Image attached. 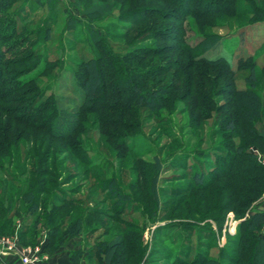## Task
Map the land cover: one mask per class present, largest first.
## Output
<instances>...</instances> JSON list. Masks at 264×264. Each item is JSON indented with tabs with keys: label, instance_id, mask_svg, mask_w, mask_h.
Wrapping results in <instances>:
<instances>
[{
	"label": "trees",
	"instance_id": "16d2710c",
	"mask_svg": "<svg viewBox=\"0 0 264 264\" xmlns=\"http://www.w3.org/2000/svg\"><path fill=\"white\" fill-rule=\"evenodd\" d=\"M17 1L0 0V13H8ZM133 3L132 0H122L121 4L114 0H92L81 11V15L89 22L92 18H109L113 11L118 10L116 19L130 23L133 27L153 20L164 23L176 21L175 37L168 35L166 30L170 27L162 29L160 33L158 30L143 32L146 40L156 41L160 38L157 35L163 34L160 41L177 42L180 53L175 63L151 64L152 59L173 53L175 46L139 48L127 54L113 55L107 46L100 45L97 54L87 59L80 58L76 70H71L65 77L66 82L60 83L59 89L67 93L66 96H50L44 100H41L40 91L34 87L35 90L31 92L33 96L26 100L24 98V91L29 93L31 88L23 90V87L34 78L28 83L22 81L13 84V78L7 81L6 66L19 61L24 64L32 57L28 53L17 61L15 54L8 56L14 49V53L22 49L27 51V46L21 47V40L14 39L17 34L11 23L1 25L0 21V170L7 161L8 167L17 170L23 178L19 180L15 175L7 174L6 183L12 186H3L0 194V235L11 232V220L17 214V202L24 215V226L18 235L19 244L30 243L32 239H25V235L28 229L33 231L40 223L46 234L45 250L49 255L66 240L80 234L90 237L99 228L103 229L102 235H106L110 232L107 222L112 221L116 224V230L110 239L99 241L96 237L97 242L71 252L70 261L75 263L83 256L87 264H141L144 252L140 240L142 228L133 223L129 212L124 213L123 210L128 205H138L145 217L160 213L163 204L154 188L159 163L156 160L148 164L139 163L136 155L128 158L129 170L135 174L127 186L128 194L120 191L116 177H104L97 185L112 201L110 208L103 210L96 205H82L73 200L68 189L64 190L63 186L75 177L78 164L84 165V174L95 173L103 169L105 159L93 164L87 156L79 137L84 133L80 125L90 123L97 127L107 151L122 160L132 150L127 139L137 138L142 129L139 109H147L153 114L163 111L168 116L178 114L186 117V125L195 127L207 119L204 113L213 103L212 99L224 96L232 99L229 106L234 112L222 120L223 130L227 135L253 140L252 146L264 156V120L261 117L256 122L258 116H262L257 94L252 92L253 89L249 90L250 93L228 92L226 88L219 90L218 86L224 87L227 83L224 82L225 78L232 74L227 61L221 57L208 59L202 53L194 54L193 49L181 40L184 18L191 17L200 31L212 29L217 25L214 19L209 21L213 14L232 16L230 0H151L146 6H134ZM166 5H170V8ZM94 30L98 38L106 35V30L97 27ZM221 39L218 35L204 34L197 44L198 49L203 53L213 51ZM165 79L168 83L161 86ZM246 82L250 88L256 82L251 65ZM179 105H183V108L178 111ZM87 116L91 117L88 123ZM238 125L240 129L237 130ZM124 131L126 135L121 136L120 133ZM21 138L25 142V150L20 161L17 144ZM245 146L222 142L210 151L199 152L206 163L213 160L214 166L210 168L206 165L203 167L204 172L195 171L191 166L189 182L177 186L169 195L172 198L180 197L175 203L176 207L169 211L170 216L187 203L185 208L182 207L181 216L194 223L191 227L189 225L187 233L201 229L195 224L199 221L191 219L192 216L200 219L202 214L206 215L210 211L232 209L237 219H241L243 215H239L264 195V165L257 162L255 155L248 152ZM67 162L70 166L65 168ZM142 183L147 185V189ZM32 218L34 221H31ZM181 225L184 228L188 224L177 223L175 227ZM263 226L264 210L253 212L239 221L234 234L218 249L217 259L209 258L199 241L194 250L183 244L176 246L177 242H174L172 246L178 248L172 254L167 252L162 243H154L153 251L164 255L171 262L176 261L174 264H264Z\"/></svg>",
	"mask_w": 264,
	"mask_h": 264
},
{
	"label": "rangeland",
	"instance_id": "374dc122",
	"mask_svg": "<svg viewBox=\"0 0 264 264\" xmlns=\"http://www.w3.org/2000/svg\"><path fill=\"white\" fill-rule=\"evenodd\" d=\"M114 1L119 4L122 2V0ZM132 1L135 3L134 6L139 4L146 6L151 0H139V3L136 0ZM91 2L92 0H25L24 2L19 0L11 6L8 13H0L1 25L11 23L15 28V34H17L14 39L21 40H19L21 47L27 46L25 48L27 51L22 49L19 50V53H14L16 50L14 49L8 56H14L15 54L17 61L20 58H25L24 56L28 53L32 57L29 62L24 64H20L21 61H19L15 65L6 66L7 81L13 78L15 80L13 84H18L22 81L28 83L30 82L29 80L34 78L31 83L23 87V90L31 88L29 93L24 91L25 100L33 96L31 92L35 90L34 88L40 91L41 100L50 96H66L67 93H64L61 88L59 89L60 83L66 82L71 70H76V64L80 58L87 59L97 54V49L100 45L103 47L107 46L113 55L127 54L139 48L175 46L176 50L173 53L152 59L151 64L172 65L175 63L178 53H180L177 42L160 41L163 34H158L157 37L159 38L160 36V38L156 41L146 40L143 32L158 30L157 32L160 33L163 32L161 31L162 29L170 27L166 31L170 37H175L177 30L175 27L178 26L176 21L164 23L153 20L138 27H133L130 23L119 22L116 19L118 10H115L109 18H92V20L86 22L81 15V11ZM230 2L232 3V16L213 14L209 21L212 22L211 19H214L217 25L212 29H201L202 31H200L197 23L191 17L184 18L182 20L183 37L181 40L193 49L192 52L194 54L202 53V56L208 59L221 57L227 61L232 74L227 76L228 78H225L224 82H229V84L224 83L225 86L221 87L220 85L218 89L226 88L228 92L233 93L237 91L250 93L249 90L253 89L252 92L257 94L260 100V108L262 109V116H258L256 120V122H259L258 119L261 117L264 120V0H230ZM235 2H237L236 6H234ZM170 5L174 8V5ZM170 5H166V7L170 8ZM95 27L106 30V35L104 34L98 38L93 33ZM202 34L218 35L222 39L216 49L203 53L197 46L203 39ZM250 65L254 68L256 80L252 88L246 82ZM167 83L168 80L165 79L161 86ZM212 100L213 103L204 113L207 119L195 127H189L191 124L186 125V117L178 114L168 116L163 111L153 114L147 109H139L138 113L142 117V129L137 138L127 139V143L132 145V150L122 160L115 158L114 155L107 151L101 141L97 127L90 125V123L85 126H79L84 128V133L79 137L85 147L87 156L91 158L93 164L99 163L100 159H105V162L102 163L103 169L95 173L84 174V165L78 164L75 177L63 186L64 190L68 189L69 196L82 205L86 204L93 207L96 205L95 207L103 210L110 208L112 201L105 196L106 192H102L97 185V182L104 177H116L119 182L118 186L121 187L120 191L128 194L127 186L135 177V174L129 170L128 158L136 155L139 158V163L148 164L152 160H156L159 163L154 180V188L156 193H158L157 196L161 205L163 204L160 213L145 217L143 213H140V210L143 209L138 205L133 207L128 205L123 210L124 213L129 212L133 223L137 226L140 225L142 228L140 240L144 246V252L141 257V264H174L176 262H171L164 255L153 251L154 243H162L167 248V252L172 254L173 251H176V248H178L176 246L179 244L187 245L190 250H194L199 241L206 255L211 259H217L218 249L223 247L228 241V237L234 234L236 224L246 219L251 213L262 211L258 208L261 206L264 195L252 202L239 215V217L243 215L241 219H237L238 217L235 216L232 209L224 212L210 211L206 215L202 214L200 219L197 216L190 217L196 222L199 221L195 224L201 228L194 229L195 231L193 230L191 233L187 232H189L188 230L194 223L189 218L184 219L181 216V211L187 203L185 205L182 204L179 211L173 216L171 215L172 217L170 216L169 211L176 207L175 203L180 197L172 198L169 195L175 191L174 188L177 186L189 182L190 167L192 166L195 171L202 170L204 172L205 168L203 167L206 165L210 168L214 166L213 160L206 163L199 152L210 151L213 146L222 142H225V144L231 143L235 146L245 144L247 145L245 146L246 150L255 155L257 162L264 165L262 163L264 156L252 146L254 144L253 140H247L244 136L240 138L234 135H227L223 130L222 120L234 112V109L229 106V102H233L232 99L221 96ZM182 108L183 105H179L177 110L179 111ZM159 117L161 118L159 119ZM90 118V116L86 117L87 123L91 120ZM238 129H240L239 125L237 126ZM120 134L124 136L126 132L124 131ZM129 134H131V131ZM22 138L20 143L17 144L20 161L25 150V142ZM7 164V161H5L3 169L0 170V194L3 186L5 187L7 184L12 186L10 183H6L7 174L15 175L19 180H23L18 171L8 167ZM68 166H70L69 162L64 167L68 168ZM142 185H144V189H147L146 184L142 183ZM189 194L191 197V193ZM15 207L17 214L11 220V232L2 236L13 235L18 240V235L24 226L22 219L24 215L20 203L17 202ZM31 221H34V218ZM184 222L188 224L186 227L183 228V225H181L182 229L178 226L175 227V224ZM107 225H109L110 232L106 235H102L103 229L98 228L90 237L80 234L78 236L80 238L79 241L73 242V246L83 249L91 243L97 242L96 237L99 241L110 239L116 230V224L109 221ZM30 230L28 229V234L24 238L32 240L24 246L34 245L39 239L46 236L40 223L32 229L33 231ZM181 230L184 232H181ZM154 231L157 232L156 235ZM162 238L165 239L162 240ZM174 242H177L176 246H172ZM226 246L230 248L229 245ZM91 261L94 262V259Z\"/></svg>",
	"mask_w": 264,
	"mask_h": 264
},
{
	"label": "built area",
	"instance_id": "2783aa9c",
	"mask_svg": "<svg viewBox=\"0 0 264 264\" xmlns=\"http://www.w3.org/2000/svg\"><path fill=\"white\" fill-rule=\"evenodd\" d=\"M264 164V160L262 161ZM46 236H43L34 245H20L16 236L0 235V263L9 255L17 258L19 264H42L49 259V254L45 250Z\"/></svg>",
	"mask_w": 264,
	"mask_h": 264
},
{
	"label": "crops",
	"instance_id": "0c3cea01",
	"mask_svg": "<svg viewBox=\"0 0 264 264\" xmlns=\"http://www.w3.org/2000/svg\"><path fill=\"white\" fill-rule=\"evenodd\" d=\"M259 210H264V199L261 201V206L258 208ZM263 236H264V227H263ZM79 237H75L69 240H66L62 246H60L55 252L49 255V259L46 263L42 264H87L83 259V256L79 258L75 263L71 262L69 257L70 253L76 251L78 247L73 246L76 241H79ZM0 264H19L17 258L14 256H7L3 263Z\"/></svg>",
	"mask_w": 264,
	"mask_h": 264
}]
</instances>
